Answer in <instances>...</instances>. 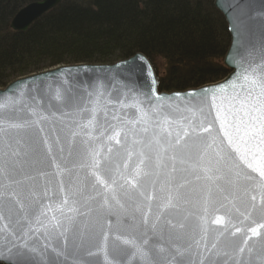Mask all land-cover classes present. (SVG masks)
Returning a JSON list of instances; mask_svg holds the SVG:
<instances>
[{"label":"snow or ice","instance_id":"1","mask_svg":"<svg viewBox=\"0 0 264 264\" xmlns=\"http://www.w3.org/2000/svg\"><path fill=\"white\" fill-rule=\"evenodd\" d=\"M128 73L129 78L137 73H145L147 77H152L148 67L135 63L129 66ZM154 83L152 79L151 84ZM230 84L231 93L219 97V102L215 92L209 96L207 89H202L204 95L198 98H195V93H188V96L194 97L195 100L184 107L163 103L153 105L150 97L146 96L145 101H141L135 93L131 104H124L118 100L121 107L136 109L137 119L129 121L113 116L114 123L105 120L106 127H103L100 136L106 137L109 142L114 141L117 145L122 143V139L126 143L130 135L139 137L132 140L135 153L126 151L123 163L111 156L102 157L101 151L91 146V142L96 139L92 136V131L100 126L97 112L102 110L99 100L102 93L97 92V99L90 101L93 104L91 109L83 107L78 109L80 113L88 116L82 124L77 125L88 139L74 146L73 141L80 133L75 131L69 133L71 139L68 156L83 159L85 162L79 167L86 170L83 180H76V184L80 186L75 187L70 193L73 203L78 202L77 198H83L86 190L94 191L104 204H107L109 199L119 203L118 196L127 197L129 201L139 199L145 207L137 205L136 210L141 213L142 223L147 225V213L153 211V206L156 211L155 219L159 221L166 210L177 208L181 201L188 202L184 189L191 182L185 177L192 176L196 181L203 182L199 193L203 214L198 216L196 225L202 235L200 240H193L192 243L199 248L201 240L211 234L214 238L211 247L215 249L217 242L223 238L226 246L236 249L238 258L235 264H244L242 254L245 251L253 253L257 243L260 244V251L264 252V232L261 231L264 229V57L258 63L239 65ZM150 91L154 94L153 89L150 88ZM54 99L70 103L77 97L72 94L70 85L64 94L61 93L60 86H57ZM156 99L159 100L160 97L156 96ZM145 102L148 104L147 109L141 107ZM8 107L0 104V109ZM29 111L34 119L25 120L23 123L7 118L0 119V141H3L5 149L3 160L0 162V177L6 180V183L0 184V221H7L0 232H3L5 239L15 249L16 257L13 261L6 256L3 264H35L34 254L38 250L27 242L30 238L28 233L32 232L34 223L39 224L49 235L51 231L60 229L63 231H58V234L64 235L67 231L65 221L71 220V217L64 215L69 196L65 194L63 180L59 181L61 186L57 194L60 197L58 204H41V199L36 193L31 192L28 198L23 197L20 190L21 181L16 178L18 175L16 158L20 153L14 147L19 145L20 141L14 133L35 125L39 135L44 131L42 123L47 120L46 116L35 110ZM40 143L45 145V156L36 163L48 166L50 162L56 176L67 174L71 177V169L67 166L62 167L57 162V155L48 141L42 138L33 139L34 145L38 146ZM57 151L66 161L67 157L63 156L64 148L57 145ZM111 151L109 148L108 152ZM134 154L136 160L130 165L129 161ZM162 175L166 179L163 180L164 187L159 191L165 194L160 197L153 193L157 190L156 186L161 182ZM68 184L74 187L71 178ZM234 193H239L240 196L237 197ZM48 195V191L45 190L44 196ZM215 196H219V199H215ZM238 199L246 212H241L237 207L235 201ZM217 203L224 209L228 221L225 223L224 217L216 216L211 223L224 225L223 230L209 227V210L215 212ZM234 216L239 223L244 224L247 221L253 226L237 227L234 232H229ZM257 219L260 220L259 223ZM166 223L170 228L186 227L183 223L172 225L170 220ZM156 227V223L151 225L154 234ZM39 230L36 229L37 232ZM237 233L242 237V243L239 245L231 239ZM13 237L15 239H12ZM142 237L140 244H137L135 236L130 239L116 237L112 252L115 256L128 255L127 249L121 247L122 244L135 249L132 255L147 256L148 253L144 251L143 246L149 245V240L146 233H143ZM107 240L108 236L105 233L100 251H104L106 255ZM191 247L192 244H189V248ZM149 251L158 255L164 249L153 246ZM208 251L211 252V249ZM86 255L91 256L93 253L86 252ZM177 255L183 254L178 251ZM199 264L206 262L201 260ZM208 264L215 262L209 260Z\"/></svg>","mask_w":264,"mask_h":264},{"label":"water","instance_id":"2","mask_svg":"<svg viewBox=\"0 0 264 264\" xmlns=\"http://www.w3.org/2000/svg\"><path fill=\"white\" fill-rule=\"evenodd\" d=\"M60 1L35 0L24 5L13 15L9 24L10 28L26 30L34 20ZM213 4L223 15L229 33V43L223 56V64L229 71L225 77L218 81L184 90L161 91L158 88L157 75L151 62L142 52H135L112 63L58 65L18 77L0 88V104L9 106L7 109H0V119L7 118L23 123L25 120L34 119L31 117L30 109L47 117V120L41 125L44 131L39 135H37L35 125L14 133L20 141L19 145H14V147L20 153L16 158L18 164L16 178L21 181L20 190L23 197L30 198V193L34 192L41 199V204H58L60 203V197L57 195L61 186L60 180L64 181L65 194L69 196V203L64 208V215L71 217V220L65 221L67 231L64 232V235L58 234V231H63V229L51 231L49 235L45 233L43 228H40L39 224L35 223L32 226V232L28 233V237H30L27 240L28 244L38 250L34 254L35 264H49L50 261L52 264H199L201 260H205L206 264L209 260L215 264H235L238 258L236 249L226 246L223 238L217 242L215 249L211 247L214 242L211 234L201 240L199 248L192 243L193 240H200L201 238L202 233L199 232L196 225L198 216L203 214L201 212L202 201L199 195L203 182L196 181L192 176L185 177L191 182L184 189L187 193L188 202L181 201L177 208L166 210L159 221L155 219L156 211L155 206H153V211L147 213V225L142 223L141 213L136 210L137 205L141 208L145 207L139 199L129 201L127 197L118 196L119 203L109 199L108 203L104 204L101 197L97 196L94 191L86 190L83 198H77L78 202L74 204L73 197L70 195L75 187L80 186L76 184V180L82 181L86 170L79 167L81 163L85 162L83 159L68 156L71 139L69 133L72 131L80 133L73 141L74 146L79 145L80 141L88 139L77 126L82 124L88 116L80 113L78 109L82 107L91 109L93 104L90 101L97 99V92L102 93L99 97L102 110L97 112L100 126L92 131V136L96 139L91 142V146L100 150L102 157L111 156L123 163L126 158V151L135 153L132 140L139 139V137L130 135L126 143L122 139V143L117 145L114 141L109 142L106 137L100 136L103 127H106L105 120L114 123L112 121L113 116L129 121L137 119L136 109L121 107V104L117 102L118 100L124 104H131L133 102L132 96L135 93L141 101H145L146 96L150 97L153 105L163 103L165 105L171 104L174 107H184L193 103L195 98L203 96L202 89H207L209 96L215 92L218 98L217 102H219V97L231 93L230 82L233 81L238 66L249 62L258 63L264 57V0H213ZM133 63L148 67L152 77H147L145 73H137L129 78L128 68ZM152 79L155 81L154 84H151ZM69 85L72 94L77 99L70 103L56 101L54 96L57 86H60L61 93L64 94ZM150 88L154 90V94ZM177 93L180 95L177 96ZM188 93H195V98L189 97ZM156 96H159L160 99L157 100ZM141 107L147 109V102L143 103ZM105 111L107 115H105ZM34 138H42L48 141L53 152L57 155V162L62 167L67 166L71 169V177L67 174L60 177L56 176L50 162L48 166L36 163L37 160L45 156V145L43 143L38 146L34 145ZM57 145L64 148L63 156L67 157L66 161L57 151ZM109 148L112 149L111 153L108 152ZM4 151V143L0 141V162L3 160ZM135 160L134 154L129 164L131 165ZM70 178L74 187H70L68 184ZM164 179L166 178L162 175L154 195L164 196L165 193L159 191L160 188L164 187ZM3 183H6V180L0 177V184ZM45 190L49 193L47 197L44 196ZM234 195L240 196L239 193H234ZM90 197L92 198L90 199ZM214 198L218 200L219 196ZM235 203L241 212H246L239 199ZM69 208L76 210L69 211ZM215 208L217 209L215 212L209 210V227L223 230L224 225L212 224L211 220L215 219L216 216H222L227 223L228 217L218 203ZM169 220L172 225L183 223L186 227L183 229L179 227L170 228L166 223ZM259 222L260 220L257 219V223ZM5 223L7 221H0V229H3ZM153 223L157 225L155 234L151 228ZM252 226L247 221L244 224L239 223L234 216L228 230L234 232L237 227ZM38 228L40 230L37 232L36 229ZM261 231L264 232V229ZM105 233L108 236L107 255L104 251H100ZM143 233L147 234L149 240V245L143 246L144 251L148 253L147 256L132 255L135 249L122 244L121 247L127 249L129 254L125 256L114 255L112 247L116 242V237L130 239L135 236L137 244H140ZM231 239L237 245L242 243V237L239 233ZM189 244H192L191 248H189ZM153 246L161 247L164 251L154 255L149 251L150 247ZM209 249L211 252L208 251ZM178 251L183 255H177ZM86 252H92L93 255H86ZM14 253L15 249L5 239L3 232H0V263L3 264L6 256L15 261ZM241 258L244 260V264H264V252L260 251L259 243L256 244L253 253L249 254L245 251Z\"/></svg>","mask_w":264,"mask_h":264},{"label":"trees","instance_id":"3","mask_svg":"<svg viewBox=\"0 0 264 264\" xmlns=\"http://www.w3.org/2000/svg\"><path fill=\"white\" fill-rule=\"evenodd\" d=\"M32 1L0 0V88L58 65L112 63L135 52L147 56L161 91L229 71L227 24L213 0H61L26 30L11 29L13 15Z\"/></svg>","mask_w":264,"mask_h":264},{"label":"rangeland","instance_id":"4","mask_svg":"<svg viewBox=\"0 0 264 264\" xmlns=\"http://www.w3.org/2000/svg\"><path fill=\"white\" fill-rule=\"evenodd\" d=\"M222 62H223V58H222ZM160 67V66H159ZM226 67V66H225ZM227 68V67H226Z\"/></svg>","mask_w":264,"mask_h":264}]
</instances>
